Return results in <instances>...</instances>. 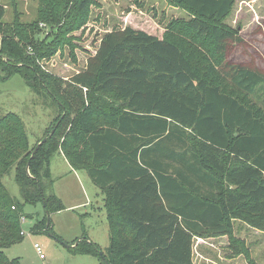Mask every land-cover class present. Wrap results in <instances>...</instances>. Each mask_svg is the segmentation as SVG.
<instances>
[{"label": "trees", "instance_id": "16d2710c", "mask_svg": "<svg viewBox=\"0 0 264 264\" xmlns=\"http://www.w3.org/2000/svg\"><path fill=\"white\" fill-rule=\"evenodd\" d=\"M173 1L186 23L162 38L130 27L95 34L93 53L76 46L88 58L68 80L40 62L82 42L93 0H45L56 30L44 39L18 16L5 25L0 1V79L20 75L59 111L34 155L44 138L32 146L20 116H0V264H21L4 249L22 240L25 204L44 206L36 233L65 209L51 192L58 153L106 196L111 246L83 239L78 253L101 264H196V239H226L228 259L258 264L235 231L239 222L264 233V72L227 60L242 42L226 24L237 0ZM13 170L24 203L3 183Z\"/></svg>", "mask_w": 264, "mask_h": 264}, {"label": "rangeland", "instance_id": "374dc122", "mask_svg": "<svg viewBox=\"0 0 264 264\" xmlns=\"http://www.w3.org/2000/svg\"><path fill=\"white\" fill-rule=\"evenodd\" d=\"M0 1L6 9L5 25L13 24L16 16L24 25L37 24L39 35L35 39H44L54 28L56 30V26L50 23L54 14H49L48 20L44 21L46 17L42 10L46 8L45 0ZM64 1L68 3L69 0ZM72 3H69L64 16L69 13ZM189 18L188 11L173 0H93L89 9V29L82 35V42L74 39L51 60L41 61L40 65L45 71L68 80L86 65L88 56L81 49L94 52L96 45L92 42L95 34L130 27L162 38L171 23L183 24ZM226 24L237 29L242 39L240 44L229 47L227 60L264 72V0H237ZM90 29L94 31L90 32ZM75 35L80 36L81 32ZM76 46L81 49H76ZM26 50L32 53L29 47ZM105 99L112 102L109 97ZM8 113L22 118L34 146L51 131L59 111L50 99L34 94L20 75H14L6 81L0 79V116ZM49 171L54 180L51 192L62 201L65 209L51 214L49 231L36 233L35 225L46 215L44 206L42 203L25 204L22 240L6 247L5 255L9 259L18 258L21 264H101L97 255L78 253L74 247L83 239L96 244L104 253L111 246L105 193L91 181L85 170L72 171L62 153L51 159ZM3 183L17 201L24 203L14 170ZM235 234L246 243L250 258L264 264V233L237 222ZM35 244L40 246L44 258H40ZM226 246V239L213 242L196 239L195 263L248 264L243 256L228 259Z\"/></svg>", "mask_w": 264, "mask_h": 264}, {"label": "water", "instance_id": "95a60500", "mask_svg": "<svg viewBox=\"0 0 264 264\" xmlns=\"http://www.w3.org/2000/svg\"><path fill=\"white\" fill-rule=\"evenodd\" d=\"M51 133L53 134V133H54V130H53ZM46 140H47V137H45V138H44V139L38 144V146L36 147L35 151L33 152V155L37 152L38 148H39L43 143L46 142ZM27 171H29L28 168H27ZM106 264H108V263H106Z\"/></svg>", "mask_w": 264, "mask_h": 264}, {"label": "built area", "instance_id": "2783aa9c", "mask_svg": "<svg viewBox=\"0 0 264 264\" xmlns=\"http://www.w3.org/2000/svg\"><path fill=\"white\" fill-rule=\"evenodd\" d=\"M34 247H35L37 253L39 254L40 258H41V259L44 258L40 246H39L38 244H35Z\"/></svg>", "mask_w": 264, "mask_h": 264}, {"label": "crops", "instance_id": "0c3cea01", "mask_svg": "<svg viewBox=\"0 0 264 264\" xmlns=\"http://www.w3.org/2000/svg\"><path fill=\"white\" fill-rule=\"evenodd\" d=\"M147 32V31H146ZM148 33V32H147ZM71 167V166H70ZM71 169H72V167H71ZM72 171H73V169H72ZM257 231V230H256ZM259 232V231H258Z\"/></svg>", "mask_w": 264, "mask_h": 264}]
</instances>
